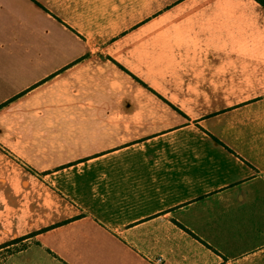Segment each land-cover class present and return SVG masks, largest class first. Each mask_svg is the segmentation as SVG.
Returning <instances> with one entry per match:
<instances>
[{
  "label": "crops",
  "instance_id": "1",
  "mask_svg": "<svg viewBox=\"0 0 264 264\" xmlns=\"http://www.w3.org/2000/svg\"><path fill=\"white\" fill-rule=\"evenodd\" d=\"M0 144L1 264H264V7L0 0Z\"/></svg>",
  "mask_w": 264,
  "mask_h": 264
},
{
  "label": "rangeland",
  "instance_id": "2",
  "mask_svg": "<svg viewBox=\"0 0 264 264\" xmlns=\"http://www.w3.org/2000/svg\"><path fill=\"white\" fill-rule=\"evenodd\" d=\"M0 147H2L1 146V144H0ZM3 148V147H2ZM1 149V148H0ZM3 160V158L2 157H0V166H1V161ZM65 160H66V158H62V157H57L56 158V163L54 162V163H51L50 164V166L54 169V170H58V169H61L62 167H64L65 165ZM18 161V160H17ZM18 163L20 164V165H22L24 168H25V162L22 160V159H20V161H18ZM9 164H12V161L9 163ZM48 164V163H47ZM5 166H6V162H4V170H5ZM26 166H28L29 167V165L27 164ZM17 168L19 169V167L17 166ZM27 168V167H26ZM2 171V169H0V181H2V180H4L5 178H4V176H6V170L5 171ZM16 170V169H15ZM14 170V171H15ZM12 175V174H11ZM53 183V181L52 180H50V183ZM0 185H1V182H0ZM56 185V184H55ZM63 191V190H62ZM65 191V190H64ZM29 244H32V241H26V242H23V243H19L18 245H16L15 247H12L11 249H5V250H3L2 252H0V261L1 260H3L7 255H12V252L14 253V250H16V249H22L23 247H27V246H29ZM45 262H44V260H42V259H37L36 261H35V264H44ZM1 264V263H0Z\"/></svg>",
  "mask_w": 264,
  "mask_h": 264
},
{
  "label": "trees",
  "instance_id": "3",
  "mask_svg": "<svg viewBox=\"0 0 264 264\" xmlns=\"http://www.w3.org/2000/svg\"><path fill=\"white\" fill-rule=\"evenodd\" d=\"M258 3H260L264 7V0H256Z\"/></svg>",
  "mask_w": 264,
  "mask_h": 264
}]
</instances>
